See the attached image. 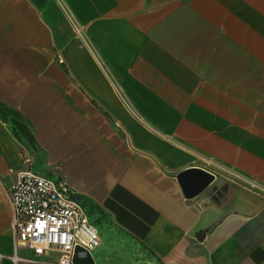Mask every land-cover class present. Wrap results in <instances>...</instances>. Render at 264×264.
I'll list each match as a JSON object with an SVG mask.
<instances>
[{"label":"crops","instance_id":"1","mask_svg":"<svg viewBox=\"0 0 264 264\" xmlns=\"http://www.w3.org/2000/svg\"><path fill=\"white\" fill-rule=\"evenodd\" d=\"M21 170L76 192L95 264H264V0H0V264H54L15 248Z\"/></svg>","mask_w":264,"mask_h":264},{"label":"built area","instance_id":"2","mask_svg":"<svg viewBox=\"0 0 264 264\" xmlns=\"http://www.w3.org/2000/svg\"><path fill=\"white\" fill-rule=\"evenodd\" d=\"M64 9L84 47L88 42L84 27L75 20L67 7L64 6ZM248 184L264 192V183ZM6 195L12 209L15 248L28 247L33 252V257L20 259L38 263L74 264L77 247L92 254L100 246L102 239L99 231L90 222L86 207L67 183L31 170H21L15 174L12 185L6 189ZM11 258L14 261L19 259L16 255Z\"/></svg>","mask_w":264,"mask_h":264},{"label":"water","instance_id":"3","mask_svg":"<svg viewBox=\"0 0 264 264\" xmlns=\"http://www.w3.org/2000/svg\"><path fill=\"white\" fill-rule=\"evenodd\" d=\"M74 264H95L94 259L90 252L81 247H77L73 257Z\"/></svg>","mask_w":264,"mask_h":264},{"label":"rangeland","instance_id":"4","mask_svg":"<svg viewBox=\"0 0 264 264\" xmlns=\"http://www.w3.org/2000/svg\"><path fill=\"white\" fill-rule=\"evenodd\" d=\"M6 182H8V179H6Z\"/></svg>","mask_w":264,"mask_h":264}]
</instances>
